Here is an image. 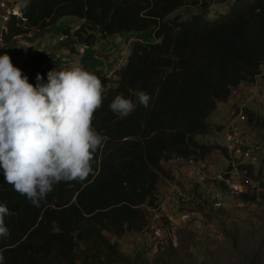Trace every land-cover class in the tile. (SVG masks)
Returning <instances> with one entry per match:
<instances>
[{"label": "trees", "instance_id": "trees-1", "mask_svg": "<svg viewBox=\"0 0 264 264\" xmlns=\"http://www.w3.org/2000/svg\"><path fill=\"white\" fill-rule=\"evenodd\" d=\"M185 5L186 0H30L21 17H10L4 43L32 30H50L62 17L81 22L73 33L67 31L74 44L91 46L97 35L147 30L155 41L134 45L129 64L117 76L119 86L103 97L94 113L92 126L107 141L94 154L86 179L58 183L36 207L0 174V203L9 209L5 223L10 232L0 238V264L68 263L86 242L96 243L107 259L118 258L110 235L121 238L148 227V208L157 205L158 181L168 164L202 160L212 152L230 166L227 148L200 139L209 134L208 119L218 105L262 74L264 0H241L225 20L213 23L204 12L188 20L170 18ZM141 91L150 96L147 108L138 103ZM117 95L137 104L127 117L109 110ZM242 166L256 190L253 168ZM221 184L219 189L231 191ZM246 194L240 197L248 201ZM215 201L211 199L214 206Z\"/></svg>", "mask_w": 264, "mask_h": 264}, {"label": "rangeland", "instance_id": "rangeland-1", "mask_svg": "<svg viewBox=\"0 0 264 264\" xmlns=\"http://www.w3.org/2000/svg\"><path fill=\"white\" fill-rule=\"evenodd\" d=\"M186 1L187 5L170 18L188 20L192 15L204 12L212 23L225 20L231 7L241 0ZM1 2L6 7H2ZM18 3L19 0H0V55H9L13 66L19 68L34 86L47 83L49 71L68 70L69 65L75 63L87 67V71L101 79L104 97L119 86L117 76L129 64L134 45L139 40L155 41L152 30H147L105 38L97 35V42L91 46L74 44V37H68L67 31L73 33L81 22L62 17L50 30L39 34L32 30L4 43L3 34L10 17H21V10L16 7ZM109 41H113L114 46ZM109 50L112 59L103 62L98 55L108 60ZM122 58L124 63L119 62ZM37 74L42 77L39 82ZM242 98L246 100L244 114ZM230 101L218 105L208 119L209 134L200 141L224 147L230 128L240 129L250 140L243 143L242 153L240 149L237 151V156L242 157L240 165L243 164V168L251 166L253 174L248 173L259 182L256 190L247 192L250 200L232 197L224 187L219 189L220 182L214 181L216 171L229 168L225 157L217 160V154L211 152L202 160L176 159V164H168L164 176L158 181L159 199L157 205L148 208V227L139 232L130 230L121 238L110 235L112 243L117 246L118 258L107 259L96 243L86 242L85 247H79L75 258L64 264H99L102 261L106 264H264V67L255 84L242 86ZM246 110L255 114L252 120ZM214 168L217 169L213 171ZM216 193H220L224 200L221 201L222 207L211 203ZM205 199L209 201L205 203Z\"/></svg>", "mask_w": 264, "mask_h": 264}, {"label": "clouds", "instance_id": "clouds-1", "mask_svg": "<svg viewBox=\"0 0 264 264\" xmlns=\"http://www.w3.org/2000/svg\"><path fill=\"white\" fill-rule=\"evenodd\" d=\"M30 0H19L18 10ZM36 80H42L37 74ZM101 79L74 66L49 71L47 83L28 82L10 56L0 55V170L4 182L39 207L61 182L84 180L92 173L94 154L107 137L92 126L102 107ZM138 103L149 106L150 96L141 91ZM137 104L117 95L109 110L127 117ZM9 209L0 203V238L10 235L5 223ZM2 260V257H0Z\"/></svg>", "mask_w": 264, "mask_h": 264}, {"label": "built area", "instance_id": "built-area-1", "mask_svg": "<svg viewBox=\"0 0 264 264\" xmlns=\"http://www.w3.org/2000/svg\"><path fill=\"white\" fill-rule=\"evenodd\" d=\"M240 89L234 90L233 91V97L238 95V91ZM256 96L254 95V98ZM257 98V97H256ZM241 105L243 106L242 111L244 114V107L246 105V100L245 98L241 99ZM231 127V125H230ZM226 144L225 148L228 149V152L230 154V166L227 169L216 171L215 175L217 174L216 180L220 183H224L227 187L231 189V196H240L242 193L249 192L250 189H254L256 183L249 178L246 177L245 171H241V166L240 165L242 162V157L237 156V151L240 149V153L243 152L242 148L244 147L243 143H248L250 140L244 136L243 132L240 131V129L236 128H230L229 133L226 138ZM259 149V148H257ZM240 165V166H239ZM239 167V168H238ZM215 171V169L213 170ZM247 178L246 180H244ZM180 190V189H178ZM215 207H218L221 205L223 206L221 202V194L216 193L215 194Z\"/></svg>", "mask_w": 264, "mask_h": 264}, {"label": "crops", "instance_id": "crops-1", "mask_svg": "<svg viewBox=\"0 0 264 264\" xmlns=\"http://www.w3.org/2000/svg\"><path fill=\"white\" fill-rule=\"evenodd\" d=\"M139 41H140V40H139ZM139 41H138V42H139ZM109 42H110V41H109ZM110 44H111V46H114V45H113V41L110 42ZM105 47H108V46H105ZM86 48H88V47H86ZM88 49H89V48H88ZM83 50H84V49L81 48V51H83ZM100 50H101V49H100ZM101 52H103V51L101 50ZM101 52H100V53H101ZM108 53H109V56H110L108 60L106 59V57H102V56H100V55H98V57H99L103 62H104L105 60H106L107 62H109V60L112 59V57H111V50H109ZM123 54H124V53H123ZM66 58H67V57L63 58V59H64V62L66 61ZM69 66L72 68V67H74V66H78V65H76L75 63H71V65H69ZM80 67H83V66H80ZM83 68H84L85 70H87V67H83ZM230 102H231V101H230Z\"/></svg>", "mask_w": 264, "mask_h": 264}, {"label": "bare ground", "instance_id": "bare-ground-1", "mask_svg": "<svg viewBox=\"0 0 264 264\" xmlns=\"http://www.w3.org/2000/svg\"><path fill=\"white\" fill-rule=\"evenodd\" d=\"M1 6H2V7H6V5H5L4 2H1ZM17 14H18V13H17ZM119 62L124 63V62H123V58H122L121 60H119Z\"/></svg>", "mask_w": 264, "mask_h": 264}]
</instances>
